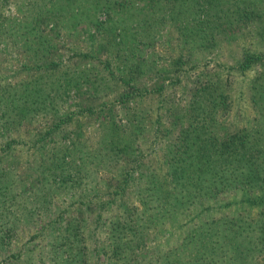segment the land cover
<instances>
[{
  "label": "trees",
  "instance_id": "trees-1",
  "mask_svg": "<svg viewBox=\"0 0 264 264\" xmlns=\"http://www.w3.org/2000/svg\"><path fill=\"white\" fill-rule=\"evenodd\" d=\"M86 2L33 0L26 24L10 27L14 49L20 41L13 32L29 40L20 51L28 65L20 68L31 72L0 84V137H9L0 144V264L252 263L253 232L264 251V210L254 225L247 195L264 181V159L255 161L264 148L250 132L219 134L216 116L229 108L226 86L219 76H196L185 90L187 74L203 67L182 68L185 47L211 53L222 19L238 12L228 10L248 14L247 6L147 0L135 10L152 14L134 23L109 16L106 0L100 7L108 21L95 24L103 39L88 34L100 57L51 58L56 44L47 36L55 29L46 31L47 24ZM133 2L115 0L116 14L133 10ZM6 4L0 0V10ZM167 20L177 25L179 53L165 44ZM244 55L236 64L241 71L263 58ZM176 64L179 71L171 68ZM40 119L43 129L29 127ZM9 153L23 160L6 163ZM239 190L247 197L236 201Z\"/></svg>",
  "mask_w": 264,
  "mask_h": 264
},
{
  "label": "rangeland",
  "instance_id": "rangeland-1",
  "mask_svg": "<svg viewBox=\"0 0 264 264\" xmlns=\"http://www.w3.org/2000/svg\"><path fill=\"white\" fill-rule=\"evenodd\" d=\"M32 1L33 0H7V4L2 7V10H0V20L5 22L3 25L6 29L3 34L0 31V84H4L7 80H14L18 76L21 77L31 72L27 68H20L22 65L21 63L23 62H27L26 64L28 65V60L22 56L25 54L20 51L27 49L26 42L29 40L26 41L25 37L13 32V35L16 38H19L20 41V48L14 49L12 45L16 43V39L14 43H12L10 27L12 28L13 25L18 22L26 24L24 19L27 16V13L31 10ZM109 1L111 6V10H109V16L115 15L117 18H127L128 20H131L132 18L133 22L135 23L139 16H142L145 13L149 15L152 14L151 10H135V6H142V4L147 0H133V10H124L119 14H116L117 10L113 7L115 0ZM105 2L106 0H88L85 6H83L82 10H64L62 12L64 16L63 18L60 17L57 25L54 23V21H50L47 24L46 31L52 27L55 29L51 36H47V39L53 45L56 44V48H54L51 58H56L59 60V58L66 59L67 57H70L74 59V53L91 52L90 50L95 49L96 44H94V49L90 47L91 41L88 39V34H97V28L95 26L96 22L102 25L106 24L108 21V15L103 10H101L103 7H100ZM233 2L236 6L237 3L241 4L240 7L247 6L246 8L248 9V14H245L243 9H236L234 6L232 10H228L227 13L229 14H231V11L235 12V10H238V12H235L232 18L222 19L223 25L221 26V29H223V31L217 37L216 46L218 47L211 53L205 51L203 53L205 55H202L198 52H191L185 47L186 55L188 57L187 63L182 66V68H188L189 66L193 65L192 62H197V64L203 68L187 74V78H184L185 82L183 80V83L186 84V90L188 87L191 88L192 82L194 79H196V76L202 81L206 78L212 79L219 76L223 82V85L226 86V92L229 94V108L226 110V114L222 115L223 111H219L218 116H216L218 119V127L220 129L219 134L224 135L225 133H239L243 135L247 132H250L252 134L250 135V138H253L254 141H258V143H260L258 149H260L261 146L263 149L264 0H233ZM220 7L224 9L229 8L227 5H221ZM154 11L156 13H160L161 10ZM249 15L250 17H248ZM60 21L63 23V27L61 26ZM165 23H168L166 24L167 29L164 37L165 44L172 45L173 48H175V51L179 53V50L183 49L184 46L177 47V44L180 43V38H177L175 30L177 25L172 26L169 20H167ZM24 30L27 29H20L18 32H22ZM32 37L33 36H29L28 38ZM97 37V40L103 39L101 34H97ZM94 43H96V41ZM160 51L163 56H167L165 51L162 49ZM246 51H248L250 54H260L263 56V58L261 59V62L253 64L251 68L241 71L240 69L236 68V64L243 59L245 56L244 52ZM91 53L97 57H100L99 54H101L96 51ZM82 61V63L79 62V66H83V63L87 62L86 60ZM190 62L192 64H190ZM162 65L164 66L165 64L162 63ZM164 68L169 67L164 66ZM171 68L172 70L176 69V71H179L180 64H176V66H172ZM17 72L19 73L17 74ZM227 78L228 82L226 84L224 80ZM171 90L172 88H170V91ZM180 90L176 89V91H173L176 92V95H179L181 94ZM185 96L188 97L189 94H185ZM184 105L185 104L183 102H180L178 108L183 109ZM220 113L221 115H219ZM42 122H44L43 119L37 120L29 127H34L41 130L43 129ZM83 122L85 127L88 126V128L91 129L93 125V119L88 118L83 120ZM27 127L28 126L22 127L20 130L25 131ZM23 135L27 139V136H25L24 132ZM8 138V136L3 139L0 137V144L5 142ZM10 154L15 155V153L7 154L4 158L6 163L7 161L10 162L11 159L15 160L16 158H21L23 160V158L18 155V157L14 159L13 155L8 156ZM263 159L264 153L262 156L260 154V156L256 158L255 161L256 163H260ZM248 192L249 195L247 196H249L251 200L248 214L252 220V223L255 225L256 223L258 224V221L260 222L262 216L261 211L264 210V181ZM244 194V190H239L236 195V201H240L242 197H247ZM227 201L228 199H221L219 203L223 204ZM237 207L239 208L240 206L237 205ZM252 237V263L250 264H264V251H259L261 245L257 242L258 233L253 232ZM26 238L27 237H22V240H25Z\"/></svg>",
  "mask_w": 264,
  "mask_h": 264
}]
</instances>
